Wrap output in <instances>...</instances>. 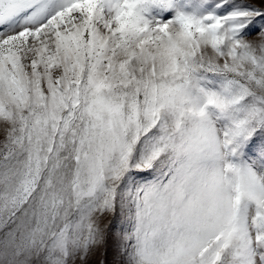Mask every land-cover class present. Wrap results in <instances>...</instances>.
Segmentation results:
<instances>
[{"label":"snow or ice","instance_id":"1","mask_svg":"<svg viewBox=\"0 0 264 264\" xmlns=\"http://www.w3.org/2000/svg\"><path fill=\"white\" fill-rule=\"evenodd\" d=\"M0 264H264V0H0Z\"/></svg>","mask_w":264,"mask_h":264}]
</instances>
